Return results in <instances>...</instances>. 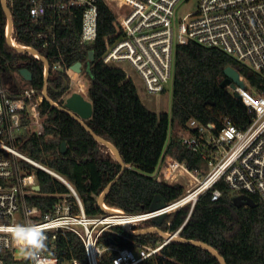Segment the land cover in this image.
I'll return each mask as SVG.
<instances>
[{"label": "trees", "instance_id": "1", "mask_svg": "<svg viewBox=\"0 0 264 264\" xmlns=\"http://www.w3.org/2000/svg\"><path fill=\"white\" fill-rule=\"evenodd\" d=\"M12 19L13 40L18 45L35 48L48 61L47 96L59 105L63 104L70 89V78L65 69L75 61L81 62L82 70L89 76L86 94L92 105V113L85 122L117 148L127 165L106 190L103 201L126 213L149 211L159 202L165 204L182 193L181 183L158 180L152 172L164 151L184 160L191 168L199 162L198 155L180 142V132L189 116L203 123L213 122L216 129L226 120L239 127L247 125L250 113L246 107L220 85L225 66L235 67L253 89L264 92V78L258 72L216 48L189 41L175 47L170 112L154 111L142 103L132 78L122 67L99 58L103 50L101 44L80 40L78 17L58 25L56 44L48 45H42L36 37L27 0L15 1ZM5 26L6 15L0 0L1 76L16 94L19 90L16 75L21 76L20 69L25 68L30 73L28 85L43 94L44 61L10 45ZM56 63H61L63 68H55ZM38 107L44 121L43 133L37 134L27 126L24 116V131L16 142L17 147L65 177L81 198L87 214L102 211L97 197L120 171V161L74 117L51 105L44 95ZM62 141L66 143L64 151H61ZM19 162L22 168L35 174L40 186L38 192L27 198L29 206L36 205L45 211L55 203L58 194L69 191L66 184L50 172L22 159ZM250 197L256 203L254 206H238L228 190L222 187L218 199L211 200L209 194L202 195L190 212L189 204H185L161 219L147 218L133 228L156 226L163 231H172L182 225L179 236L208 243L222 255L226 264H264V203L255 195ZM115 228L118 232L104 231L99 240L106 245L132 247L135 243L154 245L163 238L157 231L133 234L123 226ZM57 240L69 254L79 258L84 256L83 244L75 233L59 232ZM113 253V250H106L99 264H109ZM144 264L221 263L204 247L172 239L159 252L148 256Z\"/></svg>", "mask_w": 264, "mask_h": 264}, {"label": "built area", "instance_id": "2", "mask_svg": "<svg viewBox=\"0 0 264 264\" xmlns=\"http://www.w3.org/2000/svg\"><path fill=\"white\" fill-rule=\"evenodd\" d=\"M15 1L1 0L8 42L13 40V21L10 28L8 20H13ZM187 1L27 0V7L42 45L56 44L58 25L78 17L80 40L101 44L99 58L105 63L118 66L121 62L128 63L149 94L158 95L167 83L172 85L175 47L189 41L216 48L264 78V0H196L191 10L181 13L179 10ZM54 67L63 68L61 63ZM19 77L16 80L19 90L13 94L10 83L0 74V226L17 222L46 226L48 251L34 262L22 259L7 233L0 232V264H48L52 259L56 264H99L106 250L114 251L109 264H144L148 256L159 252L178 235L182 225L166 230L169 236H163L154 245H106L99 240L101 234L118 232L115 227L125 224L131 230L138 229L133 226L144 219L165 215L185 204H189L190 212L202 195L218 199L222 187L233 197L255 195L264 203V92L253 89L242 73H238L242 85L234 83L226 87L250 113L247 125L239 127L226 120L216 129L213 122L203 123L189 116L180 132V142L198 155L199 162L191 168L184 160L164 151L152 172L158 180L181 183L182 193L154 210L137 213L121 210L118 214L105 207L104 201L99 205L102 211L87 214L81 198L65 177L19 150L16 142L24 131V116L33 131L37 134L44 131L38 107L43 94L29 86L22 75ZM20 159L50 172L69 191L58 194L55 203L45 211L36 205L29 206L27 198L39 191L34 189L38 182L35 174L20 166ZM59 232L75 233L83 244L84 256L69 254L57 240ZM120 234L130 239L126 233Z\"/></svg>", "mask_w": 264, "mask_h": 264}, {"label": "water", "instance_id": "3", "mask_svg": "<svg viewBox=\"0 0 264 264\" xmlns=\"http://www.w3.org/2000/svg\"><path fill=\"white\" fill-rule=\"evenodd\" d=\"M10 28L12 25V20L9 19L8 20ZM7 40H8V36H7ZM10 44V43H9ZM11 45V44H10ZM14 46L17 50L19 51H28L31 52L33 55L41 58L44 61V67H45V73H44V80H45V84L43 87V95L46 97V99L51 103V105L62 109L64 111H66L68 114H70L72 117H74L95 139H97V141H99L100 143L105 144L116 156V158L118 159V161H120L121 163V169L120 171L107 183V185L105 186V188L103 189V191L100 193V195L97 197V202L98 205H100V202L103 201L104 198V194L106 192V190L117 180V178L120 176V174L122 173V171L126 168V164L122 161L120 154L117 150V148L108 140L100 137L99 135H97L85 122V119H87L88 117H90L91 113H92V105H91V101L85 97L82 92L75 90L72 91L70 94H68L62 105H59L57 102L51 100L48 96H47V89H46V78L48 75V70H49V64L48 61L46 60V58L41 55L35 48L31 47V46ZM73 65L75 66H80L81 62L80 61H75L73 63ZM223 73H224V77L220 82V85L222 87H226L228 84L230 86H234V83H238L239 85L243 84V81L241 79H239L238 77V70L231 66V65H227L224 67L223 69ZM20 74L25 78V79H29L30 78V73L27 69L22 68L20 69ZM237 97L238 94H235ZM61 146V151H64L66 149V143L64 141H62L60 143ZM95 149H98V146L95 147ZM40 186L39 184H36L34 186L35 190H39ZM233 202L236 205H249V206H254L256 203L254 202V200L245 194H240V195H236L233 197ZM164 205V203L159 202L153 209H157L159 207H162ZM164 216V214H159L157 216H154V218H159L161 219ZM125 229L133 234H138V233H143L146 231H157L159 232L162 236L168 237L169 233L163 230H160L158 227L156 226H151V227H146V228H138L135 230H131L128 226V224L124 225ZM173 240H177V241H182V242H187V243H191V244H195V245H199L201 247H204L206 249H208L209 251H211L220 261L221 264H226L224 258L222 257V255L220 253H218L212 246H210L208 243L204 242V241H200V240H195V239H187V238H183L179 235L174 236Z\"/></svg>", "mask_w": 264, "mask_h": 264}, {"label": "rangeland", "instance_id": "4", "mask_svg": "<svg viewBox=\"0 0 264 264\" xmlns=\"http://www.w3.org/2000/svg\"><path fill=\"white\" fill-rule=\"evenodd\" d=\"M195 3H196V0H189L181 6L179 11L181 13H183L186 10H191L195 6ZM120 67H122L126 71V73L132 78V80L136 86L138 95H139L142 103L146 107H148L154 111L164 110V111H167L168 113L170 112L171 101H172V90H171V83L170 82L167 83L166 89L162 93H160L158 95L149 94L144 89L143 84H142L141 80L139 79L138 75L136 74V72L130 67V65L128 63L121 62ZM69 78H70V89L68 91L69 92L68 94H70L72 91L78 90V91L82 92V94L85 97H87L86 88H87V85L89 83V76L85 73L84 70H82L81 65L78 66L77 76H75L74 78H72V77H69ZM18 79H20V77L18 75H16V80H18ZM226 89L230 92V88L226 87ZM169 132H170V130H169ZM173 133L176 134L175 130ZM137 224H140V222Z\"/></svg>", "mask_w": 264, "mask_h": 264}, {"label": "clouds", "instance_id": "5", "mask_svg": "<svg viewBox=\"0 0 264 264\" xmlns=\"http://www.w3.org/2000/svg\"><path fill=\"white\" fill-rule=\"evenodd\" d=\"M0 232H6L22 259L36 261L48 251L46 226L37 223L17 222L6 227L0 226ZM48 264H56L54 259Z\"/></svg>", "mask_w": 264, "mask_h": 264}, {"label": "bare ground", "instance_id": "6", "mask_svg": "<svg viewBox=\"0 0 264 264\" xmlns=\"http://www.w3.org/2000/svg\"><path fill=\"white\" fill-rule=\"evenodd\" d=\"M9 43H10L11 45H15V44H16V43L14 42V40H9ZM20 44H21V43H20ZM21 46H22V45H21ZM23 47H25V46L23 45ZM67 71H68V74H69L72 78H74V77L76 76V74H77L78 67L75 66V65H72V66H70V67L68 68ZM105 207L109 208L110 211L113 212L114 214H118V213L121 211V209H119V208L108 207V206H106V205H105Z\"/></svg>", "mask_w": 264, "mask_h": 264}]
</instances>
